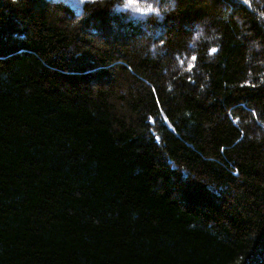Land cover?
<instances>
[{"label":"trees","instance_id":"obj_1","mask_svg":"<svg viewBox=\"0 0 264 264\" xmlns=\"http://www.w3.org/2000/svg\"><path fill=\"white\" fill-rule=\"evenodd\" d=\"M112 2L0 0V264H264V0Z\"/></svg>","mask_w":264,"mask_h":264},{"label":"clouds","instance_id":"obj_2","mask_svg":"<svg viewBox=\"0 0 264 264\" xmlns=\"http://www.w3.org/2000/svg\"><path fill=\"white\" fill-rule=\"evenodd\" d=\"M175 9L176 0H113L110 7V11L126 15L133 20L143 23L152 20L162 23ZM203 35V26L197 25L192 40L199 41Z\"/></svg>","mask_w":264,"mask_h":264},{"label":"snow or ice","instance_id":"obj_3","mask_svg":"<svg viewBox=\"0 0 264 264\" xmlns=\"http://www.w3.org/2000/svg\"><path fill=\"white\" fill-rule=\"evenodd\" d=\"M217 50H214L213 52H216ZM157 139H159V138H157Z\"/></svg>","mask_w":264,"mask_h":264}]
</instances>
